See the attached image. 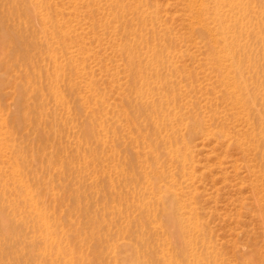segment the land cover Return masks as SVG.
Masks as SVG:
<instances>
[{
    "label": "rangeland",
    "instance_id": "rangeland-1",
    "mask_svg": "<svg viewBox=\"0 0 264 264\" xmlns=\"http://www.w3.org/2000/svg\"><path fill=\"white\" fill-rule=\"evenodd\" d=\"M140 1L0 0V264H264V0Z\"/></svg>",
    "mask_w": 264,
    "mask_h": 264
},
{
    "label": "bare ground",
    "instance_id": "bare-ground-1",
    "mask_svg": "<svg viewBox=\"0 0 264 264\" xmlns=\"http://www.w3.org/2000/svg\"><path fill=\"white\" fill-rule=\"evenodd\" d=\"M144 1L143 0L140 1L138 6H137L138 8H140V11H141L140 14H142L141 18L144 20H147L148 18L153 20V18H155V15L157 12L152 14V12L146 11V9H144V8L142 9L141 7H143L144 4L145 5L148 4V3H146L147 0H144ZM194 1L196 2V5H197L196 12L199 13V16H200V18H199L200 23L202 22L205 30L208 32L209 43H210V45L213 46L212 52L210 51L212 53L211 55L213 56L212 59L216 60V62H219L222 65V67L224 66V68L225 67L226 68L234 67L233 65H234V63L236 64V61H235L236 59L234 60L235 53L233 52V46H234L233 40L235 39L234 38L235 37V33H234L235 32V30H234L235 26L234 25H235V20L237 19V17H236L237 15H235V14L237 13L238 10H240L242 8L241 6L243 5L244 2L242 3V0H194ZM198 1H200V2H198ZM74 6H75V8L77 7L76 4ZM125 8H126V6H125ZM242 9H244V8H242ZM245 10H246V7H245ZM42 17H44V15H42ZM241 17L243 18V16H241ZM142 19L139 18V20H142ZM144 20H142V21H144ZM152 27H153V25H152ZM251 29H249V30H251ZM240 30L247 31L246 24L243 23V21H241ZM214 31L219 32V37L214 36V34H213ZM240 33H242V32H240ZM245 34H246V32H245ZM143 35L144 34H142V36ZM156 48H157L156 45H153V47L150 49L152 52V55H154V56L157 54ZM158 49H160V47ZM151 52H150V55H151ZM156 56L158 57V55H156ZM235 57H237V56H235ZM231 71H233V70H231ZM229 74H230V71H229ZM238 84L239 83H237V81L231 80V78L228 77L227 82L224 85L225 90L228 91L227 93L229 95H234V94L238 95L239 93L242 92V89H243V87L241 89ZM238 103L241 105V107H243L245 109L247 108L246 106L248 104L247 105L244 104L245 102L244 103L238 102ZM180 121H181V119H180ZM173 122H174V120H173Z\"/></svg>",
    "mask_w": 264,
    "mask_h": 264
}]
</instances>
